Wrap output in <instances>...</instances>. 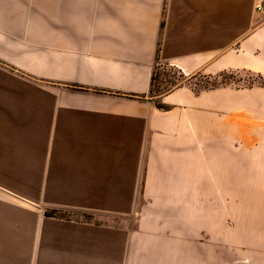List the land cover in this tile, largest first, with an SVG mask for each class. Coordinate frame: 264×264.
I'll return each instance as SVG.
<instances>
[{
	"label": "crops",
	"instance_id": "crops-1",
	"mask_svg": "<svg viewBox=\"0 0 264 264\" xmlns=\"http://www.w3.org/2000/svg\"><path fill=\"white\" fill-rule=\"evenodd\" d=\"M161 64L263 73L264 0H0V246L15 264L38 251L63 264L226 260L227 229L200 205L231 201V92L152 97ZM25 202L80 223L44 230L39 250Z\"/></svg>",
	"mask_w": 264,
	"mask_h": 264
},
{
	"label": "rangeland",
	"instance_id": "rangeland-1",
	"mask_svg": "<svg viewBox=\"0 0 264 264\" xmlns=\"http://www.w3.org/2000/svg\"><path fill=\"white\" fill-rule=\"evenodd\" d=\"M185 84L197 94L219 89L231 92V118L233 117L231 148L233 160L237 161L233 165L231 201L227 197L222 199L221 206L200 205L206 212L201 216H206L219 229L222 228L223 222L228 232L227 238L229 237L231 241L230 244L226 242V260L217 264H264V70L263 73L249 70L229 71L207 78L202 75L185 76L175 68L161 64L155 69V83L151 96L164 95ZM259 155L262 157H258ZM247 158L249 163L244 170H248V179L253 182L247 187L240 188L238 186L242 185L241 176L237 171H242L244 165H241V162ZM255 159L258 162L262 161V166L250 163V160ZM23 208L39 215L36 228L40 233L35 236V247L38 248L39 245V250L46 242L42 237L44 230L60 228L62 224L80 223V216L52 212L45 205L35 206L25 202ZM213 213L214 220L211 219ZM219 215L223 216L222 221L217 219ZM27 223L29 222L25 220V225ZM245 226L251 229H245ZM2 239L4 240L0 238V241ZM200 239L202 244L208 241L205 237ZM216 240L218 241V238H215ZM8 249L10 248L7 246H0V256L6 258L1 260L0 264H15V258L11 260L12 253L4 252ZM60 255L38 251L19 252L17 256L19 264H63L58 258Z\"/></svg>",
	"mask_w": 264,
	"mask_h": 264
},
{
	"label": "trees",
	"instance_id": "trees-1",
	"mask_svg": "<svg viewBox=\"0 0 264 264\" xmlns=\"http://www.w3.org/2000/svg\"><path fill=\"white\" fill-rule=\"evenodd\" d=\"M47 216H49L48 213H47Z\"/></svg>",
	"mask_w": 264,
	"mask_h": 264
}]
</instances>
